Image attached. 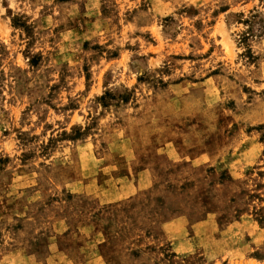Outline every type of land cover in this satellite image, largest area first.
Here are the masks:
<instances>
[{"label":"clouds","instance_id":"obj_1","mask_svg":"<svg viewBox=\"0 0 264 264\" xmlns=\"http://www.w3.org/2000/svg\"><path fill=\"white\" fill-rule=\"evenodd\" d=\"M0 264H264V0H0Z\"/></svg>","mask_w":264,"mask_h":264}]
</instances>
